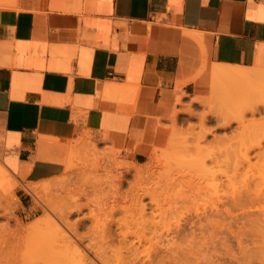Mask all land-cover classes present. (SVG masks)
Segmentation results:
<instances>
[{
	"label": "crops",
	"instance_id": "0c3cea01",
	"mask_svg": "<svg viewBox=\"0 0 264 264\" xmlns=\"http://www.w3.org/2000/svg\"><path fill=\"white\" fill-rule=\"evenodd\" d=\"M252 79L264 0H0V168L59 177L85 133L145 163L182 104Z\"/></svg>",
	"mask_w": 264,
	"mask_h": 264
},
{
	"label": "rangeland",
	"instance_id": "374dc122",
	"mask_svg": "<svg viewBox=\"0 0 264 264\" xmlns=\"http://www.w3.org/2000/svg\"><path fill=\"white\" fill-rule=\"evenodd\" d=\"M218 85L220 86L216 97L195 98L192 103L182 104V108L175 111L170 120V134L166 143L157 148L145 162L148 163L150 160L153 162L157 156L160 158L162 155L160 160L157 159L159 162L157 172L165 173L170 165L169 160L166 162V159L175 156L172 154L180 151L177 146L173 149L175 142L192 147L194 145V150L192 149L188 153V157L204 162L197 166L194 165V167L190 166L191 169H186L174 179L164 182L163 188L156 197L143 196L141 204L145 205V218L140 216L135 218L134 216V219L132 217L137 212L131 196L132 191L141 182L137 174L139 168L145 163L137 164L124 158L121 150L111 146L106 139L95 140L90 133L83 134L81 139L79 138L76 142L71 140L72 145L78 144L77 150L72 153L73 162H70L69 167L65 165V170L59 177L31 184V182H24L16 176L14 177L3 166L6 175L4 179H0L2 184V186L0 184V246L2 247H0V264H58L52 255L45 254L46 244L55 235L57 236H55V240L53 239L54 242L56 238L57 241L64 238L78 241L69 232H67V236L49 226L42 227V232L40 229L35 230L34 233L21 232L15 229L13 220L9 221L8 228H11L9 232L6 225L9 205L4 195L9 188L14 189L17 205L15 216L21 220L23 226L29 225L37 217L48 216V212L45 213L46 209L42 207L46 202L66 211L81 207L82 214L73 213L70 215L71 223L90 213V208H95V212L97 210L98 213H93L92 209V214H97L100 222L107 216L111 217L109 220L112 219L110 221L112 235L109 234L116 237H112L113 240L110 235V237L107 235L109 237L107 240L106 234L108 233L104 235L100 232L105 229L102 230V227L98 226L101 224L97 219L98 216L96 217L97 223L94 224H98V227L95 226L94 231H92L94 225L90 220L85 221V226L80 228L81 230L78 229L83 249L87 245L90 246L91 243L93 250L98 252V247L101 249L100 247L103 245L104 248L110 245L107 249H102V254H108L107 259L111 264H116L114 255L111 253L116 254L115 251L120 246L122 236L119 235V231L123 223L128 226L125 225V228L122 225L121 230L125 231L126 229L128 232L125 231L127 233L125 242L128 244L129 251H126L125 242H122L121 246L125 247L122 250L126 257H123L125 261L127 258L128 263L132 257V260L137 257L136 253H139L140 260H138L139 258L134 261L130 260L132 263L264 264V141L260 148H254L263 138L264 79H252L246 83L222 81ZM243 94L246 102L239 105L238 100ZM239 107L248 108L245 109L243 123H239L237 118ZM254 125H257L259 129L258 134L253 133ZM174 150L175 152L172 153ZM170 151H172L171 156L168 154ZM90 153L91 155H89ZM70 157L71 154L69 160ZM165 157L167 158L165 159ZM0 167L2 166L0 165ZM89 170L90 174L97 175V179L94 176L89 177L91 176L87 174ZM120 173L121 175L123 173L125 179L120 182L121 185H117L113 179L118 178ZM61 180H64L65 184L57 183L58 186H53L54 182ZM90 182L93 183L89 184ZM82 183H84V187ZM30 186L34 187L35 192L29 190ZM81 186L83 191L80 190ZM111 186L118 187L116 189L119 191H116L115 188L113 190ZM112 191L117 193L113 195ZM105 195H108V198ZM102 203L105 205L104 209ZM7 209L8 211H6ZM102 209H106V212ZM108 217L106 222H108ZM90 229L92 230L88 231ZM3 230L5 231L3 232ZM129 232L130 234L137 232L138 237H141L142 244L139 243L137 235H130ZM51 233L53 234L51 235ZM103 233L105 232L103 231ZM61 234L63 236L59 237ZM44 238L45 240H43ZM42 240L45 245L42 244ZM2 242L3 245H1ZM137 249L139 251H136ZM105 250H109L108 253ZM70 251H72V247ZM134 252L135 254L131 256V253ZM99 253L101 254V250ZM135 255L136 257H134Z\"/></svg>",
	"mask_w": 264,
	"mask_h": 264
},
{
	"label": "bare ground",
	"instance_id": "6f19581e",
	"mask_svg": "<svg viewBox=\"0 0 264 264\" xmlns=\"http://www.w3.org/2000/svg\"><path fill=\"white\" fill-rule=\"evenodd\" d=\"M248 109V108H247ZM246 109V110H247ZM250 109V108H249ZM251 110V109H250ZM244 115H245V111L242 109L241 111H237V118L239 119V123H243V118H244ZM235 118V117H234ZM233 118V119H234ZM259 127V126H258ZM250 129H252V128H250ZM253 133H255V134H258L259 132V129L257 128V125L255 126H253ZM262 130V129H261ZM258 132V133H257ZM260 135V134H259ZM262 136H263V138H262V140L261 141H259L258 143H257V145H255L254 146V148H260L261 146H262V141H264V130H263V133H262ZM81 139V138H80ZM85 141V140H84ZM175 142V141H174ZM83 143V142H82ZM176 144H173V149H174V147L175 146H177V148H178V150L180 149V151H178V153H176L175 152V150L172 152V151H170V152H168V154H169V156H171V154L172 153H174V154H172V155H175V156H172V157H170V158H168V159H166L167 157H165V159H166V162H167V160H169V164L170 165H168V168L169 169H167V171L165 172V173H159V172H157V166L159 165V162H157V159L159 158V156H157V159L155 158V160H153V162H151V160H150V162H148V163H145L143 166H141L140 168H139V170H138V178H139V180L141 181V182H139V184H137V186H136V188L132 191V200L134 201L133 203V205L135 206L136 205V207H134L135 208V210H136V212H137V214L136 215H134L133 214V218H134V216H135V218L137 217V216H140L141 218L142 217H144L145 218V205L144 204H141V199H142V197L143 196H145V195H147V196H149L150 198H154V197H156L157 196V194L159 193V191L163 188V185H164V182H166V181H168V180H172V179H174L179 173H181L182 171L184 172L186 169L187 170H189V169H191V168H189L190 166H193L194 167V165L195 166H197V165H199V164H201V163H204V162H202L203 160H200V159H191V158H189L188 156V153L189 152H191L192 151V149L194 148V145H193V147L192 146H188V145H186V144H178V142H175ZM171 144V145H172ZM77 145L78 144H73L72 146H71V152H70V154H71V157H70V160H69V163H68V165H67V167H69V164H70V162H73V159H72V153H74L76 150H77ZM169 145V144H168ZM85 146V145H84ZM88 146H90V145H88ZM91 146H93V145H91ZM90 146V147H91ZM172 147V146H171ZM196 147H197V145H196ZM83 148V147H82ZM169 148H170V146H169ZM176 148V147H175ZM94 149V148H93ZM196 150H198L197 148H195ZM81 150V149H80ZM87 150H90V149H87ZM194 150V149H193ZM85 151V150H84ZM91 151H92V148H91ZM167 151H169V150H167ZM172 152V153H171ZM181 152H183V153H181ZM94 154V153H93ZM161 154V153H160ZM86 155V154H85ZM89 155H91V153L89 154ZM88 155V156H89ZM87 156V155H86ZM161 156L162 155H160V158H161ZM92 157V156H91ZM94 157V156H93ZM97 157V156H96ZM156 157V156H155ZM88 159H90L89 157H87ZM153 158H154V156H153ZM160 158H159V160H160ZM113 160V159H112ZM111 160V161H112ZM80 162H81V160H80ZM85 162H86V160H85ZM85 162H84V166H85ZM93 162H94V158H93ZM100 162H101V160H100ZM158 163V164H157ZM163 163H164V160H163ZM100 164V163H99ZM161 164V163H160ZM81 165V164H80ZM82 165H83V163H82ZM87 165V164H86ZM95 166H96V163L94 164ZM78 166V165H77ZM100 166H101V164H100ZM127 166V165H126ZM83 167V166H82ZM87 167V166H86ZM99 167V166H98ZM78 168V167H77ZM79 168H81V167H79ZM94 168V167H93ZM93 168H88V169H93ZM95 168H97V167H95ZM102 168V167H101ZM82 169H85V168H82ZM86 170V169H85ZM93 171V170H92ZM91 171V172H92ZM95 171H97V170H95ZM107 171V170H106ZM87 172V171H86ZM111 172V171H110ZM264 173V172H263ZM87 174H90V170H89V173H87ZM93 174V175H92ZM92 174H90L91 176H89V177H92V176H94V173H92ZM111 174V173H110ZM5 171L2 169V168H0V179H4V177H5ZM119 175H121V173L119 174ZM118 175V178H117V180H115L116 178H114L113 180L116 182H114L113 180V183H115V184H120V182H123L124 181V175H123V173H122V175L121 176H119ZM87 176V175H86ZM86 176H84L85 178H88V177H86ZM97 175H95L94 177H96ZM115 176H117V175H115ZM136 177V178H137ZM96 179H97V177H96ZM81 180H83V178H81ZM89 180V179H88ZM91 180H93V179H91ZM90 180V181H91ZM95 180V179H94ZM93 180V181H94ZM100 180V179H99ZM3 181V180H2ZM6 181V180H5ZM96 183H97V181H95ZM98 182H100V181H98ZM263 182H264V180H263ZM5 183V182H4ZM57 183L58 184H60V185H63V184H65V181L63 180H61V181H57V182H54V184H53V186L55 185V186H58L57 185ZM85 183V182H84ZM84 183H82L83 184V187H84ZM93 182H90L89 184H92ZM1 184V183H0ZM32 184V183H31ZM34 184V183H33ZM68 184V183H67ZM66 184V185H67ZM86 184H88L87 182H86ZM114 184V185H115ZM113 185V184H112ZM121 185V184H120ZM264 185V184H263ZM1 186H2V184H1ZM116 186V185H115ZM115 186H114V188H115ZM64 187V186H63ZM85 187L86 188H88V186H86L85 185ZM112 187V186H111ZM121 187V186H120ZM55 188V187H54ZM60 188V187H59ZM58 188V189H59ZM90 188V187H89ZM92 188V187H91ZM114 188L112 187V189L114 190ZM117 189H118V187H116ZM115 188V190L116 191H119V190H117ZM82 189V186H81V188H80V190ZM29 190L30 191H34L35 192V190H34V187H32V186H30V188H29ZM38 190V189H37ZM60 190V189H59ZM85 190V189H84ZM39 191V190H38ZM62 191V190H61ZM64 191V190H63ZM81 191H83V189L81 190ZM87 192L89 191V190H86ZM116 191H114L115 193H117ZM37 192V191H36ZM40 192H41V190H40ZM39 192V193H40ZM46 192V191H45ZM71 192V191H70ZM263 192H264V190H263ZM15 192H14V189L13 188H9L8 190H6L5 191V198H6V200H7V202H8V205H9V212H7L8 213V216H7V222H6V225H7V229H9V232H10V227L8 228V226H10L9 225V221H11V220H13L15 223H14V225L16 226L15 227V229L16 230H19V231H27V232H33L34 233V231L35 230H38V229H40L41 230V228L42 227H45V226H49L51 229H53L54 228V230H57L58 232H61L62 234H64V235H67L68 233L67 232H69L71 235H74L76 238H77V240L78 241H76L75 239L74 240H72L71 238H64V239H61V240H59V241H57V238H56V243L54 242V240H55V236H57V235H55L54 236V240L53 239H51V241H52V243H50L51 245H50V247L48 246V244H46L47 245V249L46 248H44V249H46V250H48V251H44L43 249V251L45 252V254L46 255H49V256H51L52 255V257H53V259L55 260V262L56 263H58V264H111L110 262H109V260L107 259L108 258V254H106V255H103L102 254V249L104 248L103 246H101L100 248L101 249H99V247L97 248L99 251L97 252V251H94L93 250V248H92V246H91V243H90V240H89V243H87V244H89L90 246H85L84 247V249L81 247L82 246V242H81V240H82V238H80L79 236H78V229H80V228H82V227H84L85 226V221H88V220H90V222H92V225H94V224H96L97 222H96V217L98 216L97 214L95 215V214H92V209L93 208H90L91 209V212L90 213H88L87 215H83L84 217H81V218H78V219H76L73 223H71L70 222V220H69V218H70V215L71 214H73V213H77V214H82V208L81 207H76V208H74V209H71V210H68V211H66V210H63V209H58V208H56L57 206H56V204H54L56 207H54L52 204H49V203H47L46 202V204H44V206H42V207H44L45 209H46V211H45V213H47L48 212V216H45V217H42V216H40V217H37L36 219H34L29 225H27V226H23V224L21 223V220L20 219H17V217L15 216V209H16V203H15V201H16V196H15V194H14ZM38 193V194H39ZM42 193V192H41ZM50 193V192H49ZM84 193V192H83ZM109 194H111L112 195V193H113V191H112V193H110V192H108ZM115 193H113V195L115 194ZM119 193V192H118ZM43 194V193H42ZM63 194V193H62ZM87 194V193H86ZM108 194V195H109ZM259 194V193H258ZM108 195L106 196L105 195V197H107L108 198ZM112 195V196H113ZM38 196V195H37ZM44 196V195H43ZM49 198V197H48ZM43 200V199H42ZM47 200V199H46ZM51 200V199H50ZM49 201V200H48ZM104 203H102V208L104 209V206L105 205H103ZM133 205H132V207H133ZM99 207H100V205H99ZM113 207H115V206H113ZM101 209V208H100ZM102 209V210H103ZM102 210H100V211H102ZM111 210H115V209H111ZM127 210V209H126ZM130 210H132V209H130ZM6 211H8V209L6 210ZM93 213H98L97 212V210H96V212H95V208L93 209ZM103 211H105L106 212V209L105 210H103ZM102 211V212H103ZM104 212V213H105ZM112 212V211H111ZM111 212H110V214H111ZM126 212V211H125ZM127 213V212H126ZM245 213V212H244ZM247 213V212H246ZM103 214V213H102ZM101 215V214H100ZM105 215V214H104ZM112 215V214H111ZM53 216H54V218H53ZM103 217V216H102ZM108 217V216H107ZM106 217V218H107ZM106 218L104 219V220H102L101 219V221L102 222H100L99 220V216L97 217V219H98V221L101 223H99L100 225H98V226H101L102 227V230L103 229H105V230H103L105 233H103V231H100V228H99V231L100 232H102V234H106V233H108V234H106V237H107V235L109 236L111 233H112V229L110 230V225H111V223H110V221L112 220V219H110L109 220V218H111V217H108V222H106ZM132 218V219H133ZM134 218V219H135ZM131 219V220H132ZM106 222V223H103V222ZM133 221V220H132ZM121 221H119V223H120ZM125 222V221H124ZM87 223V222H86ZM126 223V222H125ZM127 223H129V222H127ZM91 224V223H90ZM121 224V223H120ZM131 224V223H130ZM5 225V226H6ZM91 225V226H92ZM97 225H94L93 227H92V229H90V230H88V231H94L95 230V228L96 227H98ZM124 227H125V225L127 226V224H122ZM121 225V226H122ZM88 226V225H87ZM90 226V227H91ZM96 226V227H95ZM121 226H120V233H119V235H121L122 236V240L120 241V246H119V248L118 247H116V248H118L117 249V251H115V250H113V251H115L116 252V254L114 253V254H112L111 253V255H114V263H116V264H131L132 263V261H134V260H137L138 258V260H140V257H138V254L139 253H136L137 254V257H136V255L134 256V257H136L134 260H132L133 259V257H132V259H130V260H132V261H130L129 260V263L127 262V258H126V261H125V258L124 257H126V256H124L125 254L123 253V247H124V245L123 246H121L122 244V242H125V240H126V238H127V231H126V229H125V231L127 232V233H125V231L123 230H121ZM49 227H47V228H49ZM90 227H88V228H90ZM123 227V228H124ZM128 227V226H127ZM46 228V227H45ZM87 228V227H86ZM126 228V227H125ZM14 229V230H15ZM85 229V228H84ZM128 229V228H127ZM6 230V229H5ZM5 230H3V232L5 231ZM13 230V231H14ZM45 230H47V229H45ZM53 230V231H54ZM81 230V229H80ZM98 230V229H97ZM96 230V231H97ZM8 231V230H7ZM26 232V233H27ZM41 232H42V230H41ZM111 232V233H110ZM139 232V231H138ZM44 233H46V232H44ZM110 233V234H109ZM135 233V234H134ZM140 233V232H139ZM5 234V233H4ZM29 234V233H28ZM53 233H51V235H52ZM55 234H57V233H55ZM61 234V236H59V237H62L63 235ZM94 234V233H93ZM101 234V233H100ZM99 234V235H100ZM102 234H101V236H102ZM129 234H130V232H129ZM132 235H137L138 233L137 232H133V233H131ZM130 234V235H131ZM141 234V233H140ZM13 235V234H12ZM58 235H60V234H58ZM112 235V234H111ZM110 235V236H111ZM68 236V235H67ZM109 236V237H110ZM47 237V236H46ZM83 237H85V236H83ZM105 237V236H104ZM109 237H107V240H109ZM113 236H111L110 238H112ZM5 238L7 239V236H6V234H5ZM113 238H116V237H113ZM113 238H112V240H113ZM137 238L139 239V243L140 244H142L141 242V237H138V235H137ZM12 239V238H11ZM59 239V238H58ZM4 240V239H3ZM9 240V239H8ZM18 240V239H17ZM43 240H45V238L43 239ZM42 240V241H43ZM48 240V239H47ZM102 240H103V238H102ZM127 241H129V240H127ZM54 242V243H53ZM99 242H100V240H99ZM101 242H103V241H101ZM7 243V242H6ZM108 243V242H107ZM126 243V242H125ZM124 243V244H125ZM133 243V242H132ZM42 244H44L45 245V243H44V241H43V243ZM42 244H41V246H42ZM81 244V245H80ZM103 244H104V242H103ZM1 245H3V242H2V244ZM12 245V244H11ZM10 245V246H11ZM16 245V244H15ZM127 243H126V251L128 252L129 251V248H127ZM132 245V244H131ZM94 246V245H93ZM108 246H110V245H108ZM108 246H105L106 248H104V249H107V247ZM133 246H134V243H133ZM1 247V246H0ZM12 247V246H11ZM10 247V248H11ZM49 247V248H48ZM72 247V251H70V248ZM124 247V248H125ZM2 248V247H1ZM115 248V249H116ZM95 250H96V246H95V248H94ZM114 249V248H113ZM100 250H101V254L99 253L100 252ZM109 250H111V249H109ZM108 250V251H109ZM119 250V251H118ZM124 250V251H125ZM107 250H105V252H106ZM108 251H107V253H108ZM136 251H139V249H137ZM135 251V252H136ZM48 252V253H47ZM127 252H125V253H127ZM135 252L134 253H131L130 255L131 256H133L134 254H135ZM141 253H142V251H140ZM149 252V251H148ZM103 253H104V250H103ZM147 253V252H146ZM110 254V253H109ZM124 254V255H123ZM43 255H44V253H43ZM140 255V254H139ZM124 256V257H123ZM147 256H148V254H147ZM112 257V256H111ZM127 257H130V256H127ZM113 259V258H112ZM147 260H149V259H147ZM148 262H150V260L148 261ZM51 263H52V261H51ZM136 263V262H135ZM135 263H132V264H135ZM53 264V263H52ZM141 264H143V263H141Z\"/></svg>",
	"mask_w": 264,
	"mask_h": 264
}]
</instances>
